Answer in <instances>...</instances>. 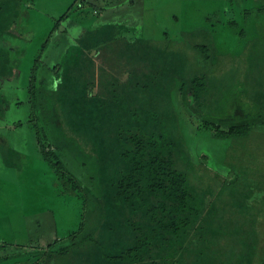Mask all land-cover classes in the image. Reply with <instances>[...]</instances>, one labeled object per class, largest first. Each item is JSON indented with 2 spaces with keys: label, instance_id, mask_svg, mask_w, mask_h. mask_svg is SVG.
I'll return each mask as SVG.
<instances>
[{
  "label": "trees",
  "instance_id": "16d2710c",
  "mask_svg": "<svg viewBox=\"0 0 264 264\" xmlns=\"http://www.w3.org/2000/svg\"><path fill=\"white\" fill-rule=\"evenodd\" d=\"M21 1L0 0V120L28 103V122L61 194L82 198L83 211L68 238L12 256L35 254L39 264L58 256L59 264H264V0L243 10L252 32L237 33L247 46L236 55L218 53L210 26L183 31L180 43L165 46L92 27L59 66L41 71L39 54L26 101L15 93ZM68 17L56 22L42 51ZM178 91L204 128L230 141L231 180L195 163L180 130ZM233 100L253 117L225 120ZM73 151L81 175L65 159Z\"/></svg>",
  "mask_w": 264,
  "mask_h": 264
},
{
  "label": "rangeland",
  "instance_id": "374dc122",
  "mask_svg": "<svg viewBox=\"0 0 264 264\" xmlns=\"http://www.w3.org/2000/svg\"><path fill=\"white\" fill-rule=\"evenodd\" d=\"M21 2L25 7L23 10L25 20L18 28L20 36L15 40L17 47L14 53V65L20 68L18 88L15 89V93L17 96L20 94L19 99L25 101L28 99L31 68L39 54H42L44 63L41 71L46 67L59 66L63 61L65 50L81 45L78 43L82 38H88V30H93L92 27L94 30L114 28V33L118 37L126 38L127 41L140 36L165 46L169 42H174L176 45L180 43L183 31L210 26L215 35L218 53L232 55L239 54L244 50L245 45L247 46V42L245 41L244 45V40L237 34L240 29L246 28L249 34L252 32L251 25L246 23L243 15L244 9L251 10L252 0H22ZM65 15L69 17L59 23L50 45L42 51L43 44L48 40L56 22ZM230 20L237 21L238 26L234 29L229 27ZM165 32L170 33L168 38ZM87 52L92 57L96 53L95 49ZM46 73L41 76L42 80L46 79ZM175 99L181 116L180 130L187 140L195 163L204 165L203 172L206 170L207 173H213L209 170L211 169L219 173L220 177L231 180L233 173L228 170L225 163L230 141L218 139L213 130L204 128L201 120L183 105L179 91ZM27 106L28 103L20 105L7 114L6 120H0V243L14 245L0 250V256L46 250L47 245L53 243L57 237L63 241L68 238L69 233L76 231L82 217V198L61 194L57 176L41 154L37 133L32 123L28 122ZM253 115V111L245 108L239 101L233 100L231 109L225 114L224 119L251 118ZM21 119L25 124L16 126L14 122ZM57 133L62 134L60 130ZM68 145L73 147V143ZM71 146H67L68 150L65 146V149L69 151L72 149ZM241 153L238 151L236 154L239 156ZM79 156L81 157L77 151L67 152L65 159L71 169L81 175L84 168L76 164L79 162ZM86 173L90 185L96 189L94 173L90 171ZM261 211L264 212V206L261 207ZM69 242L65 240L62 244ZM58 257L51 258L45 264H59L56 261ZM37 260L40 259L35 254H31L17 261L39 264Z\"/></svg>",
  "mask_w": 264,
  "mask_h": 264
},
{
  "label": "crops",
  "instance_id": "0c3cea01",
  "mask_svg": "<svg viewBox=\"0 0 264 264\" xmlns=\"http://www.w3.org/2000/svg\"><path fill=\"white\" fill-rule=\"evenodd\" d=\"M83 1H89V0H83ZM92 1V0H91ZM36 60V59H35ZM26 88H28V87H26ZM0 245H2V243H0ZM4 249H6L5 247H0V250H4ZM14 254H18V253H14ZM14 254H11V255H7V254H5V255H2V256H0V258L1 257H3V256H11V258H9V259H7V260H5V261H3V262H0V264H7L8 262L10 263V264H24L25 262H19V261H17L18 259H20V258H22V256H12V255H14ZM12 261V262H11ZM37 262H38V260H37ZM26 264V263H25Z\"/></svg>",
  "mask_w": 264,
  "mask_h": 264
}]
</instances>
